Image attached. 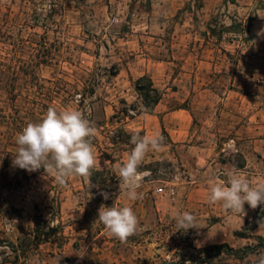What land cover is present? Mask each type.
<instances>
[{"label":"rangeland","instance_id":"1","mask_svg":"<svg viewBox=\"0 0 264 264\" xmlns=\"http://www.w3.org/2000/svg\"><path fill=\"white\" fill-rule=\"evenodd\" d=\"M261 7L264 0H0V264H199L201 250L225 243L243 251L207 264H254L264 254L255 247L264 237V218L254 228L258 206L234 213L209 203V193L232 172L264 183ZM143 76L163 93L153 111L136 88ZM49 106L79 110L95 127L90 179L60 186L43 168L13 165L17 133ZM134 130L163 144L146 154L142 198L131 201L114 170ZM101 206H130L136 233L123 243L107 236ZM185 211L200 228L175 231L173 217ZM38 227L40 237L20 248Z\"/></svg>","mask_w":264,"mask_h":264},{"label":"clouds","instance_id":"2","mask_svg":"<svg viewBox=\"0 0 264 264\" xmlns=\"http://www.w3.org/2000/svg\"><path fill=\"white\" fill-rule=\"evenodd\" d=\"M96 129L81 111L76 109H58L49 106L38 122H29L17 133L15 143L17 151L13 154V165L29 172L44 169V179H51L65 186L70 177L90 179L96 168V158L91 138ZM133 148L126 160L118 165L114 172L127 199L135 201L142 198L137 189L143 178L139 172L146 154L162 147L160 135L141 136L140 130L130 133ZM105 199L106 193H102ZM222 203L226 210L234 213L244 211L247 203L251 208L264 205V183L251 184L249 180L235 172L228 174L227 186L223 182L213 183L210 187L209 203ZM99 222L104 225L106 235L120 242H126L134 235L138 219L130 206L105 207L98 209ZM175 231H187L200 228L195 215L191 212L177 213ZM79 255V254H78ZM84 255V254H83ZM83 255H79L81 258ZM170 261V260H168ZM254 264H264L261 254Z\"/></svg>","mask_w":264,"mask_h":264},{"label":"trees","instance_id":"3","mask_svg":"<svg viewBox=\"0 0 264 264\" xmlns=\"http://www.w3.org/2000/svg\"><path fill=\"white\" fill-rule=\"evenodd\" d=\"M136 88L138 93L143 97L144 106L147 110L153 111L162 100L163 97L162 91L156 87L153 79L149 76H143L139 78L136 84ZM263 218H264V205H259L257 207V214L255 216V220H257V222L254 225V228L260 225V222L263 220ZM40 228L41 227H38V229L35 230L34 233H30L29 236L24 238L22 242L19 244V247L22 249L30 247L31 242L33 241L32 236H34V239L40 237V233H41V232L39 233ZM236 235L244 238H249V236H247L242 232H236ZM258 239H259V244L256 245L255 247L263 248L264 237L259 236ZM227 251L233 253H240L243 250H236L234 248H231V246L228 243L207 246L203 250H201V253L205 254V256L201 258L199 260L200 262L198 263L207 264L210 259L218 258Z\"/></svg>","mask_w":264,"mask_h":264},{"label":"crops","instance_id":"4","mask_svg":"<svg viewBox=\"0 0 264 264\" xmlns=\"http://www.w3.org/2000/svg\"><path fill=\"white\" fill-rule=\"evenodd\" d=\"M256 16V20L254 21L257 26L264 25V7H261L260 9H256V13L254 14ZM182 136L178 137L180 139Z\"/></svg>","mask_w":264,"mask_h":264},{"label":"water","instance_id":"5","mask_svg":"<svg viewBox=\"0 0 264 264\" xmlns=\"http://www.w3.org/2000/svg\"><path fill=\"white\" fill-rule=\"evenodd\" d=\"M166 264H182V263H174V262H172V263H166Z\"/></svg>","mask_w":264,"mask_h":264}]
</instances>
